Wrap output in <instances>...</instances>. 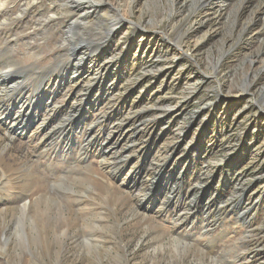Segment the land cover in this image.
Here are the masks:
<instances>
[{"label": "rangeland", "instance_id": "1", "mask_svg": "<svg viewBox=\"0 0 264 264\" xmlns=\"http://www.w3.org/2000/svg\"><path fill=\"white\" fill-rule=\"evenodd\" d=\"M5 1L0 264H264V0Z\"/></svg>", "mask_w": 264, "mask_h": 264}, {"label": "bare ground", "instance_id": "2", "mask_svg": "<svg viewBox=\"0 0 264 264\" xmlns=\"http://www.w3.org/2000/svg\"><path fill=\"white\" fill-rule=\"evenodd\" d=\"M96 1H93V0H66L65 3H64V5H63L64 6L63 7V11L66 14L67 13L68 14H72V15L76 14V16L80 14L81 16L86 17V19H92V20H94L96 18L97 19H102V22H107L108 23V25H109V28L108 29L109 30L111 29L110 31L108 30V33L109 32L112 33L115 30L113 28V25L115 24V22L117 20H115V18H113L112 20H109L108 17H109V14L110 13L106 10V8H105L106 7V4H103L104 1H102V0L101 1H97V2ZM4 7L6 9V1L5 0H0V16H3L2 18H4L6 16V14L4 13V11H2ZM1 13H4V14L1 15ZM76 22L77 21H71L70 22L68 28L66 29L67 30V32H66L67 35L71 33V31H72L71 29L76 24ZM71 46H72V51L73 52L74 51L77 52L78 47L77 46H73V45H71ZM81 58L82 59H79V61L77 62V64L75 63L73 67L69 66L70 68H68L67 71L65 70L66 73L63 75L64 78H65L66 74H68L70 72V70H71V73L69 74V76H72V77H69L70 81L72 79H75L76 80L79 76H81V78H85V77L88 78L90 76L99 77V74L100 73L94 72L92 70V68H90V67L86 68V62L85 61L87 60V56L85 57V55H84V58L83 57H81ZM2 72L3 73H0V78L1 77L2 78H7V77H10L11 76V73L9 71L5 72V71L2 70ZM91 80L92 79H88L87 82H86L87 84L82 85L81 86V89L82 90H85V91L87 89V91H89L90 90V87L93 86L92 83H91ZM5 82H3V83H5ZM60 83H58V85ZM19 88L22 89V85H21L20 82H16V83H14L11 86H7L5 84L4 87H3V89L0 90L1 97L2 98H11V97H14L16 95L15 93L17 92V90ZM39 91L40 90H37L36 91V93L34 94V97L38 96ZM35 102L36 101H34V103ZM15 122L16 121L14 119H11V117H8L7 118L6 125L9 126L10 129H12L13 131L20 130L18 127H16L17 125H16ZM123 129H120V130L119 129L118 130L117 129L116 130L114 129L113 132H111L107 136V138L105 140L106 143H107V147L104 148L105 153L109 152V150L111 152V150H113L114 147H119L123 143L122 141L124 139L122 140V136L125 137V135L122 134ZM29 132L30 131L28 130V128H23V131L21 132V136L22 137H26V136H28Z\"/></svg>", "mask_w": 264, "mask_h": 264}]
</instances>
